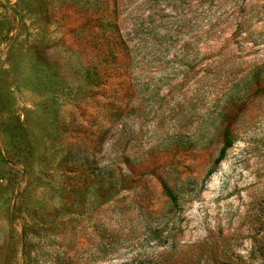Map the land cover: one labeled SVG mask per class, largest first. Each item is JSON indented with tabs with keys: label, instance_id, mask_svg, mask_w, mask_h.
<instances>
[{
	"label": "rangeland",
	"instance_id": "rangeland-1",
	"mask_svg": "<svg viewBox=\"0 0 264 264\" xmlns=\"http://www.w3.org/2000/svg\"><path fill=\"white\" fill-rule=\"evenodd\" d=\"M0 264H264V0H0Z\"/></svg>",
	"mask_w": 264,
	"mask_h": 264
},
{
	"label": "trees",
	"instance_id": "trees-1",
	"mask_svg": "<svg viewBox=\"0 0 264 264\" xmlns=\"http://www.w3.org/2000/svg\"><path fill=\"white\" fill-rule=\"evenodd\" d=\"M224 137L225 138L223 141V146L219 150V153H218L216 159L214 160V163H213L214 165H217L224 158L226 150L232 145V138L229 135V131H227V130L224 131ZM212 172L213 171L210 170V173H212ZM162 188L165 190V192L168 196L172 197V194L167 187L163 186Z\"/></svg>",
	"mask_w": 264,
	"mask_h": 264
}]
</instances>
